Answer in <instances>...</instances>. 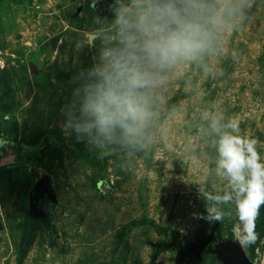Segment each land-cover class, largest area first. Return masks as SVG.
I'll return each mask as SVG.
<instances>
[{"label":"rangeland","instance_id":"1","mask_svg":"<svg viewBox=\"0 0 264 264\" xmlns=\"http://www.w3.org/2000/svg\"><path fill=\"white\" fill-rule=\"evenodd\" d=\"M116 2L0 0V264H223L186 253L210 237L213 207L224 213L220 240L240 244L217 144L223 132L255 138L264 161V0L227 17L202 60L160 73L133 142L119 129L111 142L77 139L64 125L99 79L102 49L116 46L130 0ZM40 180L49 193L34 204ZM255 231V244L240 245L264 264V205Z\"/></svg>","mask_w":264,"mask_h":264},{"label":"clouds","instance_id":"2","mask_svg":"<svg viewBox=\"0 0 264 264\" xmlns=\"http://www.w3.org/2000/svg\"><path fill=\"white\" fill-rule=\"evenodd\" d=\"M246 0H130L115 17L118 28L115 47L101 51L102 66L93 72L99 79L84 85V101L79 114L68 113L64 127L75 128L77 139L87 134L90 140L116 139L119 129L126 142L140 136L152 113L147 90L162 82L161 72L180 62H196L214 48L215 29L244 6ZM226 127L239 131V122ZM220 132V121L212 120ZM95 129V132H93ZM259 141L229 132L220 135L218 170L235 192L236 217L233 232L242 246L255 244V221L264 205V161L257 151ZM231 194L213 197L227 203ZM215 219L224 213L209 208Z\"/></svg>","mask_w":264,"mask_h":264},{"label":"water","instance_id":"3","mask_svg":"<svg viewBox=\"0 0 264 264\" xmlns=\"http://www.w3.org/2000/svg\"><path fill=\"white\" fill-rule=\"evenodd\" d=\"M100 3L101 5L105 3L111 5L117 2L116 0H100ZM48 193V180L38 181L33 189L32 202L34 204L38 203V201L43 200L44 196ZM211 245L212 247L210 248L209 246ZM204 248L207 249L202 253ZM189 252L195 253L198 257H201L202 254L216 255L223 264H251L239 243L222 242L220 240L218 221L214 222L210 237L201 244L190 246L186 253Z\"/></svg>","mask_w":264,"mask_h":264},{"label":"flooded vegetation","instance_id":"4","mask_svg":"<svg viewBox=\"0 0 264 264\" xmlns=\"http://www.w3.org/2000/svg\"><path fill=\"white\" fill-rule=\"evenodd\" d=\"M109 4L108 3H105L103 6L104 7H107ZM210 248L212 247V245L211 246H209ZM207 248H204L203 250H202V253L206 250Z\"/></svg>","mask_w":264,"mask_h":264},{"label":"built area","instance_id":"5","mask_svg":"<svg viewBox=\"0 0 264 264\" xmlns=\"http://www.w3.org/2000/svg\"><path fill=\"white\" fill-rule=\"evenodd\" d=\"M251 264H253V263L251 262Z\"/></svg>","mask_w":264,"mask_h":264}]
</instances>
